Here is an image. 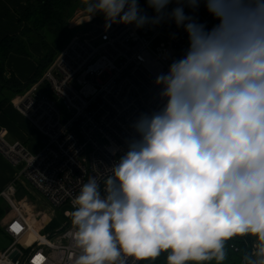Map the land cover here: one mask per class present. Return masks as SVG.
I'll list each match as a JSON object with an SVG mask.
<instances>
[{
  "label": "clouds",
  "instance_id": "1",
  "mask_svg": "<svg viewBox=\"0 0 264 264\" xmlns=\"http://www.w3.org/2000/svg\"><path fill=\"white\" fill-rule=\"evenodd\" d=\"M86 0L135 29L174 23L183 55L157 73L156 106L129 125L103 192L89 177L73 200L72 264H224L235 238H252L241 264H264V0ZM201 4L217 21H199ZM186 9L188 11H186ZM174 38V34H173Z\"/></svg>",
  "mask_w": 264,
  "mask_h": 264
},
{
  "label": "built area",
  "instance_id": "2",
  "mask_svg": "<svg viewBox=\"0 0 264 264\" xmlns=\"http://www.w3.org/2000/svg\"><path fill=\"white\" fill-rule=\"evenodd\" d=\"M196 15L209 29L217 23L203 4ZM92 25L89 31L74 33L43 75L12 100L40 132V148L32 153L21 142L9 143L0 130V155L16 169L14 181L0 191L6 209L0 228L11 239L0 250V264H72L71 257L80 254L72 240L74 198L89 177L98 180L103 192L115 162L110 149L123 148L134 118L156 106L157 73L166 72L171 60L188 47L186 33L174 23L143 29L113 24L105 30L103 19ZM20 179L49 205L72 207L51 232L37 231L34 224L38 219L46 226L53 212L29 213L23 209L25 200L16 199ZM15 249L19 254L13 261L10 254ZM127 260L128 264L140 262L133 257Z\"/></svg>",
  "mask_w": 264,
  "mask_h": 264
},
{
  "label": "trees",
  "instance_id": "3",
  "mask_svg": "<svg viewBox=\"0 0 264 264\" xmlns=\"http://www.w3.org/2000/svg\"><path fill=\"white\" fill-rule=\"evenodd\" d=\"M77 1L79 0H26L25 8L17 13L21 24L20 32L5 35L0 39V109L14 95L25 91L41 77L42 71L53 61L54 53L74 34L68 20L79 6ZM141 1L145 3V0ZM34 42L41 44L44 55L41 58H33L36 70L26 82H21L11 70L6 68L5 63L10 54L32 58L30 46ZM41 88L44 91L43 86ZM5 210L4 204L0 201V218ZM48 226L47 224L45 229ZM53 228L55 226L45 231H52ZM0 234H3L1 228ZM251 242L252 238L248 237L229 241L224 264H241L242 256L251 252ZM166 255L167 253H162L156 260H140L139 264H166ZM206 264H215V262H206Z\"/></svg>",
  "mask_w": 264,
  "mask_h": 264
},
{
  "label": "crops",
  "instance_id": "4",
  "mask_svg": "<svg viewBox=\"0 0 264 264\" xmlns=\"http://www.w3.org/2000/svg\"><path fill=\"white\" fill-rule=\"evenodd\" d=\"M25 6L26 0H0V39L5 35L20 32L21 24L17 13ZM30 52L36 58H41L44 54L38 42L30 46ZM5 64L21 82H26L36 70V63L26 56L10 54ZM12 98L0 109V130L7 142H21L30 152L35 153L41 146L42 136L38 129L15 109ZM15 172L16 169L0 155V191L14 181Z\"/></svg>",
  "mask_w": 264,
  "mask_h": 264
},
{
  "label": "rangeland",
  "instance_id": "5",
  "mask_svg": "<svg viewBox=\"0 0 264 264\" xmlns=\"http://www.w3.org/2000/svg\"><path fill=\"white\" fill-rule=\"evenodd\" d=\"M77 2H79L78 3L79 6L74 10V12L72 13V15L70 16V18L68 20L69 21V27L72 29V32L73 33L83 32V31H89L93 27V25H92L93 22H101L104 19L103 15L96 14V15H94L92 17V18H94L92 21H90L89 23L88 22H84L87 19V15H88L87 12H86V10H85L86 0H79ZM75 23H80V24H79V26H75ZM47 38L50 41V38L49 37H47ZM157 44H158V40L153 43V46H155ZM40 46H41V44H40ZM59 51H60V47L54 53L53 60L56 58V56L59 53ZM33 58H36V57H34L32 55V58L31 59H33ZM46 69H44V71H42L41 76L43 75V73L45 72ZM25 91H23V92H25ZM23 92H21V93H23ZM21 93H19V94H21ZM16 95H18V94H16ZM15 97L16 96L14 95L13 98H12V100ZM16 189H17V192L18 193L16 192L15 197H16V199L18 201L25 200L24 202H26V205H25V208H23V209L24 210L26 209L27 212L34 213L35 211H38L39 209H43V210L47 211L48 213H52V212L54 213L53 214V217L50 219V221L48 223L49 226H48L47 229L52 228L54 226L56 228L58 225H60L64 221V219H66V217H64L65 212H71L72 211V207L68 203H64V204L60 205L59 207H55V206L49 205L45 201V199H43V197L40 196L37 193V191L32 186H30L29 183H27L23 179H20L17 182ZM29 219L33 220V217H31ZM34 226H35V229L37 231H40V232H50L51 231V230L50 231H45L47 229H45V226H43L41 224V221H39L38 219L35 222ZM10 240L11 239H9L4 234H2V235L0 234V250H2L3 248H5L10 243ZM22 250L23 251H26L25 249H22Z\"/></svg>",
  "mask_w": 264,
  "mask_h": 264
},
{
  "label": "water",
  "instance_id": "6",
  "mask_svg": "<svg viewBox=\"0 0 264 264\" xmlns=\"http://www.w3.org/2000/svg\"><path fill=\"white\" fill-rule=\"evenodd\" d=\"M18 251L15 249V250H13L12 251V253L10 254V258L13 260V261H15L16 259H17V257H18Z\"/></svg>",
  "mask_w": 264,
  "mask_h": 264
}]
</instances>
